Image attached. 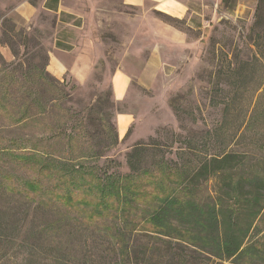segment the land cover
Returning <instances> with one entry per match:
<instances>
[{
    "label": "trees",
    "instance_id": "1",
    "mask_svg": "<svg viewBox=\"0 0 264 264\" xmlns=\"http://www.w3.org/2000/svg\"><path fill=\"white\" fill-rule=\"evenodd\" d=\"M57 2L44 4L55 10ZM13 31L0 38L13 54L10 62L0 55V264H190L194 252L217 263L264 264V173H242L244 156L231 150L190 152L192 158L187 146L174 160L155 142L137 141L122 174L121 162L106 156L119 142L110 113L103 105L85 113L68 106L66 82L47 70L48 53L42 62L34 54L21 57L16 46L27 41ZM54 46L71 48L59 38ZM38 128L51 135L36 138ZM16 130L26 138L5 137ZM59 146L76 154H55ZM102 158L99 168L88 165ZM9 163L31 175L15 173ZM159 174L165 179L158 180L157 199L129 215L126 207L144 201L137 180ZM210 180L214 187L205 193ZM113 203L122 218L105 221ZM37 214L45 219L39 227ZM86 231L89 242L76 243Z\"/></svg>",
    "mask_w": 264,
    "mask_h": 264
},
{
    "label": "rangeland",
    "instance_id": "2",
    "mask_svg": "<svg viewBox=\"0 0 264 264\" xmlns=\"http://www.w3.org/2000/svg\"><path fill=\"white\" fill-rule=\"evenodd\" d=\"M22 1L0 0V38L14 27L19 42L20 37L27 41L25 47L16 46L21 57L34 54V61L42 62L41 56L47 52L67 65L58 78L66 82L70 93L68 106L85 113L91 106L103 105L114 123L117 113L132 115L127 130L119 128L126 133L106 152L107 157L121 162L122 174L128 173L125 154L137 141L155 142L174 160L187 146L193 147L185 151L192 158L190 152L201 156L231 150L244 156L242 173H264V0H179L183 10L178 17L164 12L156 0H144L140 5L88 0L77 9L80 17L49 12L41 8L43 0H29L37 11L26 17L14 9ZM79 20V26L73 24ZM56 38L71 48L54 46ZM0 55L7 62L13 60L5 44L0 43ZM115 71L129 79L121 100L112 94ZM58 115H63V109ZM35 134L45 139L51 131L38 128ZM5 135L26 138L25 130ZM58 154L76 152L60 150ZM103 160H91L88 165L99 168ZM9 166L17 174L31 175L24 167ZM176 177L170 184H175ZM160 179L164 175L137 180L144 201L126 207L129 215L145 211L157 199ZM164 181L167 185V179ZM213 182H208L205 193L214 187ZM120 210L119 203L105 208V221H119ZM36 216L34 224L39 227L45 219ZM88 232L78 235L75 242L86 238L89 242ZM24 236L22 232L20 238ZM193 254L197 257L190 264H229Z\"/></svg>",
    "mask_w": 264,
    "mask_h": 264
},
{
    "label": "crops",
    "instance_id": "3",
    "mask_svg": "<svg viewBox=\"0 0 264 264\" xmlns=\"http://www.w3.org/2000/svg\"><path fill=\"white\" fill-rule=\"evenodd\" d=\"M47 0H43L41 3L42 6L41 8L49 11V12H54L55 10L57 11H62L65 13H73L77 17H80L81 14L79 11H77L78 7L80 5L86 2L88 0H58V4L55 8H50L49 6L45 5L44 3ZM124 3L126 4H132V5H140L141 3L144 2V0H123ZM158 2V7H161V9L169 14H172L173 16H182V10L181 7L179 6V0H156ZM87 4V3H86ZM15 10H20L21 13L25 14V16H33V14L37 11V8L29 1V0H24L20 3L17 4V6L14 8ZM60 50V49H58ZM61 51V50H60ZM52 57H49L50 63L48 66V70L51 72L56 77H61L64 75V73L67 70V65H65L63 62L57 59H53ZM88 65V61L85 62ZM73 66V67H72ZM72 69L75 67V65H72ZM128 77L122 73L115 71L114 75L112 76L111 79V87H112V94L114 99L116 100H121L125 96L128 90ZM132 119L131 114H125V113H117L115 117V126L118 132V138L122 136L124 133H126V128L130 124ZM126 129L124 133L119 132V128Z\"/></svg>",
    "mask_w": 264,
    "mask_h": 264
}]
</instances>
